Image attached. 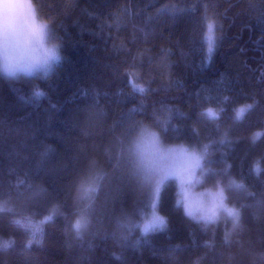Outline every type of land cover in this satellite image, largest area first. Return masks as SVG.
<instances>
[{"label":"trees","instance_id":"trees-1","mask_svg":"<svg viewBox=\"0 0 264 264\" xmlns=\"http://www.w3.org/2000/svg\"><path fill=\"white\" fill-rule=\"evenodd\" d=\"M36 2L65 59L51 80L36 82L48 93L40 102L19 99L31 82L0 80V202L11 209L0 213V235L17 241L0 252V264H264V174H251L253 159L264 157V139L255 146L248 139L264 128V0ZM206 16L218 26L210 62L202 43ZM253 101L244 121L234 123L232 109ZM208 104L225 108L219 129L198 116ZM169 110L182 139H217L225 130L233 138L231 174L253 193L233 194L241 227L227 242L225 225L202 232L173 209L169 187L160 209L169 230L138 248L118 247L116 221L134 208L128 137L138 122ZM97 173L91 225L76 239L69 230L76 184ZM53 204L63 215L45 227L41 245L26 248L27 234L11 220L42 217Z\"/></svg>","mask_w":264,"mask_h":264},{"label":"clouds","instance_id":"clouds-1","mask_svg":"<svg viewBox=\"0 0 264 264\" xmlns=\"http://www.w3.org/2000/svg\"><path fill=\"white\" fill-rule=\"evenodd\" d=\"M203 27L202 43L210 62L218 44L217 21L206 16ZM64 59L62 44L53 35L51 21L41 15L36 0H0V80L32 84L27 97L21 95L19 99L25 103L46 99L48 93L36 82L51 80ZM137 90L144 92L143 87ZM255 107V101L236 105L232 109L233 122H243ZM224 111L223 106L208 104L198 116L219 129ZM172 121L171 110L163 116L154 114L151 120L138 122L128 137L127 175L134 208L116 221L113 239L118 247L131 244L138 248L142 241L148 243L151 236L169 230V217L160 210L162 195L169 187L174 190L173 209L202 232H215L225 225L227 242L241 227L243 211L233 194L253 193L243 179L231 174L227 156L233 148V138L225 130L217 139L190 142L179 137V129ZM169 132L177 135L170 139ZM248 139L253 146L258 144L264 139V128L252 131ZM46 151L54 149L49 145ZM217 155L219 161L215 159ZM251 174L256 178L264 174V157L253 159ZM99 178L98 173L85 175L76 184L75 214L69 229L76 239H82L91 225L89 212L100 190ZM137 201L139 206H135ZM5 211L11 209L0 202V213ZM58 215H63L61 207L53 204L42 217L26 214L14 217L11 223L27 234L25 247L31 248L42 244L45 227ZM16 243L14 236L0 235V252L11 250ZM114 256L121 259L118 254ZM193 264H199V260Z\"/></svg>","mask_w":264,"mask_h":264}]
</instances>
